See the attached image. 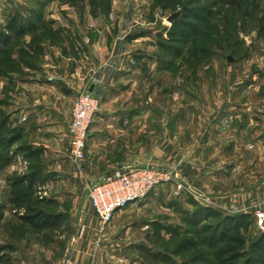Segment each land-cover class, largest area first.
Listing matches in <instances>:
<instances>
[{"label":"rangeland","instance_id":"obj_1","mask_svg":"<svg viewBox=\"0 0 264 264\" xmlns=\"http://www.w3.org/2000/svg\"><path fill=\"white\" fill-rule=\"evenodd\" d=\"M216 1L107 0L105 11H101L99 0H84L75 7L63 0H0V33L9 39L0 46V103L10 92L8 74L14 62L23 60L35 67L43 64L47 51L65 50L75 64L80 53L88 63V67L84 64L86 68L105 67L121 64L122 48H128L131 52L126 55V62L138 65L133 74L135 84L129 108L142 116L137 132L130 131L120 139V148L125 153L140 149L141 157L146 154L165 163L152 167L172 170L175 175L172 183L156 187L144 199L116 212L109 224L101 226L87 201L91 182L81 174L84 163L80 170L75 167L81 177H77L74 188H64L61 199L48 198L53 202L51 213L61 217L57 229L24 237L53 241L58 263L63 261L64 248L70 243L69 258L75 259L80 252L86 264H142L139 246L165 253L175 264H252L250 260L254 259L255 264H264V210L263 219L230 228L226 236L218 230L216 233L218 217L211 216L198 227L185 222L198 208L214 204L209 199L200 200L203 194L210 196L214 189L225 197L233 191L227 182L207 187L198 185L195 174L191 173L199 161L212 158L207 146H214L217 140L220 145L216 146L218 153L213 158L226 160V132L215 141L208 130V145H203L204 131L212 116L227 103V98L234 105L235 114H239L238 120L245 112L253 115L254 109L264 113V35L258 36L251 27H245L241 33L244 8L238 12L225 7L213 9ZM107 4L109 13H106ZM260 4L264 15V0ZM174 13L179 16L169 23L167 19ZM13 19L25 29L24 33L7 31ZM181 23L186 24L184 30ZM181 30L184 35L180 34ZM240 41L244 42V51L241 56H234ZM89 51L90 58L86 54ZM23 73L27 75L26 70L20 75ZM249 83L253 86L244 88ZM86 91L87 85L75 100ZM234 138L237 164L242 166L246 163L245 139ZM261 151L264 152V146ZM181 166L192 169L188 171L187 185L180 178L185 171L183 168L180 173ZM24 173L22 162L14 168L6 165L0 172V206L5 213L0 241L10 229L15 233L10 241H14L29 228L17 219L25 212L12 202L16 189L7 181ZM71 191L75 193L71 195ZM38 192L34 198H46ZM53 192L50 186L46 195L50 197ZM220 208L228 209L222 206L217 209ZM218 257L223 262L218 263Z\"/></svg>","mask_w":264,"mask_h":264},{"label":"crops","instance_id":"obj_2","mask_svg":"<svg viewBox=\"0 0 264 264\" xmlns=\"http://www.w3.org/2000/svg\"><path fill=\"white\" fill-rule=\"evenodd\" d=\"M130 52L128 48H122L123 61L119 65L86 68L88 63L80 53V60L75 64L65 50H49L43 64L35 66L34 69H24L27 75L23 73L20 76H11V81L7 83L10 90L8 97L0 103V112L5 117V130L15 138L11 147L5 151L7 167H19L22 162L25 172L33 174L37 190L46 198L61 199L62 190L66 187L72 190L78 183L77 179L81 177L76 173L69 156V124L72 103L85 85L87 91L100 100L101 106L88 132L83 162L85 170L81 174L91 183H96L115 168L165 165L161 164L160 159L155 160L146 154L141 157L140 149L135 152L131 149L125 153L119 145L120 139L126 137L130 131L137 132V123L142 116L135 109L129 108L135 84L133 74L135 68H138L131 61L126 62V55ZM86 54L91 57L90 51ZM82 66L83 70L79 71L78 68L81 69ZM252 86L249 83L244 88ZM226 100L227 103L222 104L220 110L212 116L208 129L204 131L203 140V145H208L206 139L209 131L211 140L215 141L217 137L225 136L226 132V160L213 158L214 153H218L216 146L220 145L217 140L214 146H207L212 158L207 162L199 161L191 173L195 174L198 185L207 187L208 184L227 182L228 187L233 188L231 194H225V197L214 189L210 196L203 194V197H199L200 200L213 201L210 208L218 210L219 206L226 207L227 210L220 208L218 211L232 215L243 214L257 220V213L264 210V152L261 151L264 146V113L254 109L253 115L245 112L243 118L238 120L240 116L233 111L234 105L229 98ZM231 132L234 133L232 137ZM234 136L245 139L246 163L242 166L237 164ZM249 151L251 155H248ZM181 167L180 173L183 168L185 171L180 174V178L187 185L188 171L191 168ZM50 186H53L54 192L49 197L46 193ZM74 193L71 191V195ZM30 233L33 234L31 229L26 228L18 240L14 241H10L15 235L14 231L10 229L5 233L6 237L0 241V257L3 256L0 264H63L65 261L69 264H86V258L80 252L75 259L69 258L70 243L64 248L63 261L58 263L57 255L55 256L52 249L53 241L24 239ZM33 235L32 237H36L40 234ZM59 252L60 250L58 254Z\"/></svg>","mask_w":264,"mask_h":264},{"label":"trees","instance_id":"obj_3","mask_svg":"<svg viewBox=\"0 0 264 264\" xmlns=\"http://www.w3.org/2000/svg\"><path fill=\"white\" fill-rule=\"evenodd\" d=\"M65 4L72 7L82 4L84 0H63ZM100 5H102V10L105 8V2L107 0H99ZM107 12L109 13V4H107ZM225 7L228 11L238 12L241 8H244L242 13V24H241V33L245 32V27H251V31H257L258 36L264 35V15L262 13L260 0H217L212 4V8ZM95 10H93L94 12ZM105 11V10H104ZM184 30L185 23L180 24ZM188 25V24H187ZM173 26H177L176 23ZM183 30L180 31V34L184 35ZM7 31H20L25 32L23 27L18 25V21L13 19L12 22L7 26ZM8 38L0 33V46L8 42ZM161 45V44H160ZM163 47V46H161ZM39 51L42 52L43 48H39ZM244 51V42H237V50L233 52L234 56H241ZM30 64L25 61L14 62L10 66V73L8 76L11 78V75H20L21 71L24 69H34ZM3 103V102H1ZM3 112H0V172L7 165V154L5 151L11 147L15 138L11 133H7L5 130V120ZM10 183V187L16 189L12 193V202L19 205V207L24 210L23 215L17 216V219L22 223L26 224L33 234H41L43 231L55 230L60 223V216H54L50 209L53 205V202L48 198H34L35 193L38 192V186L36 183V178L27 171L22 175L12 177L7 180ZM204 213V214H202ZM220 218V223L216 229L223 236H226V232L230 228H237V226L245 223H251L252 218L250 216H244L243 214H229L226 212H220L210 207L198 208L195 212L190 214L189 220H185L186 223H191L194 226H200L204 220L210 217ZM5 218V213L3 208L0 206V225ZM160 227L155 228V233H159ZM254 244H252L253 246ZM138 255L142 259V264H175L169 256L165 253L154 252L151 248L146 246L137 247ZM219 256V255H218ZM0 260H3V256L0 257ZM217 262H223L222 258H217ZM256 260H250V263L255 264ZM180 264H187L182 262Z\"/></svg>","mask_w":264,"mask_h":264},{"label":"built area","instance_id":"obj_4","mask_svg":"<svg viewBox=\"0 0 264 264\" xmlns=\"http://www.w3.org/2000/svg\"><path fill=\"white\" fill-rule=\"evenodd\" d=\"M99 109L100 100L88 91L78 95L71 109L69 156L79 170L85 160L88 132ZM174 179L172 170L160 167L115 168L88 186L87 201L101 226H105L116 212L144 199L153 189L168 185ZM256 216L263 219L262 212Z\"/></svg>","mask_w":264,"mask_h":264},{"label":"water","instance_id":"obj_5","mask_svg":"<svg viewBox=\"0 0 264 264\" xmlns=\"http://www.w3.org/2000/svg\"><path fill=\"white\" fill-rule=\"evenodd\" d=\"M178 16H179L178 13H174L167 19V21L169 23H172L173 21H175L178 18Z\"/></svg>","mask_w":264,"mask_h":264}]
</instances>
